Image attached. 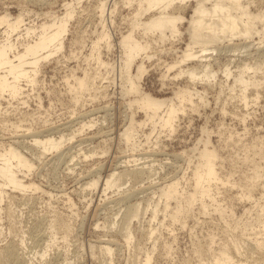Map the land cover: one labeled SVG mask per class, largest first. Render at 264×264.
Returning <instances> with one entry per match:
<instances>
[{
    "label": "rangeland",
    "instance_id": "374dc122",
    "mask_svg": "<svg viewBox=\"0 0 264 264\" xmlns=\"http://www.w3.org/2000/svg\"><path fill=\"white\" fill-rule=\"evenodd\" d=\"M71 1L0 0V14L5 11L11 12L12 16L18 15L21 11L25 13V26H22L18 33H24L29 25L38 26L46 20L52 21L55 15H64L68 2L72 6L74 4V8L76 7L75 15L69 24V31L65 35L64 49L42 63L38 82L34 86L24 82L25 91L18 99H3L0 105V141L5 142H2L4 145H0V149L9 146L15 139H24V135H27L24 141L30 143L32 139V143L33 137L30 134L37 130L41 134L44 129L46 133L43 132L42 136L43 134L47 136V132L48 135H52L53 132V135L58 138L61 135L65 136L63 147H60L63 154L59 152V148V151L55 149L44 156L39 153L41 147L37 145L27 150L13 143L33 162L29 172L25 169L27 183L34 182L40 186V189L35 192L31 190L32 192L27 193L28 196H24L26 198L20 191H15L17 198L4 201L3 209L0 210V231L2 230L0 248H5L9 244L16 248L18 244L20 253L23 250L26 251L22 253L27 264H67L69 261L74 264H141L146 250L152 249L153 241V238L144 234L147 230L143 229L155 225L159 241L153 252L152 264H204V262L212 264L210 246L218 249L223 241H230L232 237L240 238L241 227H237L233 222L232 225H228L215 211L214 206L205 210L199 203L184 210L178 220H171L170 216H164V201L159 197L160 189L157 188L175 177H180L181 186L190 190L191 178L200 162L199 151L204 147L207 131H210L209 147L217 149L219 172L225 177L229 176L231 183L235 186L229 190L231 187L229 183L228 189L219 190L223 206L220 201L219 204L227 210L228 215H234L233 218H240L243 215L242 218L247 219L250 215L245 209L252 207L253 199H242L239 195H244L245 191L253 188L250 182L255 165L258 166L264 180V88H260L259 98L246 106L239 99L240 83L233 80L239 70L238 66H242L247 61L264 62V43L259 39L260 36L264 37V34L254 33L255 36L247 40L249 43L253 39L254 41L246 48L242 46L236 51L218 50L215 51L216 53L210 51L214 53L215 60L212 62V67L217 74L215 78L205 76L199 79V85L195 89L196 86L187 73L176 76L183 68L198 67L196 60H182L180 55L184 53L182 50L187 48L190 42L187 31L188 18L196 6V0H185L183 5L187 4L188 8L185 19L180 22L182 34L178 36L182 38L177 37L176 41L175 37L171 39L173 43L168 40L164 42L165 44L154 39L152 48L154 46L153 51L156 55L145 57L146 72L140 80H136L140 83L139 92L124 95V91L129 88V81L123 73L119 41L121 33L126 32L130 26L128 18L132 16L136 1L125 3V0H115L119 3L115 12L111 14V17L115 18H113L114 23L109 22L110 15H106L109 20L107 24L110 23L107 26L109 30L111 29L112 35L111 48L110 50L104 48L101 54L107 65L100 66L103 75L95 78L98 87L91 88L92 94L91 91H87L88 93L86 92L87 94L85 93L83 97L85 99L76 101L72 98L66 80L73 81V72L80 75L85 68L93 75L95 74L98 66L95 63L97 62L95 55L88 54L91 50V37L95 38L103 27L97 7L99 0ZM244 1L254 13L264 9V0ZM206 2L207 6L212 5L211 1ZM256 21L255 27L264 31V17ZM3 36V27H1L0 41L4 39ZM32 36L36 35L27 36L26 39L32 40ZM241 40L234 41L239 43L245 41ZM257 42H261L260 45ZM191 45L195 46V49H200L196 43ZM18 46L23 49L21 43H18ZM190 57L197 58L195 55ZM138 59L141 61L143 58L139 56ZM227 62H231L233 70L228 78L229 82L226 81L223 72ZM168 66H172L170 72L166 71ZM136 72L137 67L134 66L133 74ZM259 75L264 82V65ZM262 84L264 86V83ZM232 85L235 86L233 90ZM184 87L194 92L196 110L191 103L186 102V110L180 112L174 130L162 128L159 125L153 129V124L147 120L145 111L138 108L136 113L138 122L133 125L134 130H137L134 132L135 140L126 141L122 138L120 133L129 124L131 109L135 108L134 105L127 104L129 98L146 92L154 97L165 99L166 104L160 109L163 113L167 104L177 102L175 94L181 95L180 90ZM101 114L105 115V118ZM242 116L247 117L246 120H242ZM91 119H94L96 123L81 128L80 132L83 122ZM145 120L147 124L140 126V121L145 122ZM17 125H19L18 128ZM47 128L50 130L47 131ZM88 135L95 136L93 138ZM85 151L94 154L85 158L82 154ZM135 158L138 160L135 161ZM136 162L140 163L139 166L145 165L146 173L143 171L142 176L135 178L132 174L125 175L118 185L110 187L105 192L101 190L104 185L102 187L99 185L96 189L87 187L88 180L94 177L102 180L106 178L107 173L109 175L113 171L118 172L127 168L126 165H129L128 168L134 167ZM149 166L152 171L149 170ZM97 171H101L100 174ZM153 181H156L155 184ZM128 193H131L128 198H122ZM262 193L264 191L261 186L253 189L255 198L260 197ZM158 198L159 215L154 220L151 204L156 203L155 199L158 201ZM135 202L142 203L140 205L142 209L139 216L130 221L135 237L128 243L125 236L127 224L123 211L126 212V207ZM212 235L215 237V242H212ZM108 239L114 242L111 245L115 250L113 255L106 256L101 252L100 245ZM167 239L173 243L170 254H166L161 249L160 243ZM45 251V256H42ZM5 264L12 263L7 261Z\"/></svg>",
    "mask_w": 264,
    "mask_h": 264
},
{
    "label": "bare ground",
    "instance_id": "6f19581e",
    "mask_svg": "<svg viewBox=\"0 0 264 264\" xmlns=\"http://www.w3.org/2000/svg\"><path fill=\"white\" fill-rule=\"evenodd\" d=\"M132 1H136V5L131 13L132 16L128 18L130 26L126 32L123 31L124 33H121V39L119 41V45L121 46L120 55L123 59V73L126 74L129 81V88L124 91V95H127L130 92H139L140 83L136 82V80H140V78L146 72L145 61L147 59L145 57H150V55H156L153 51L154 46L152 48L153 40L156 39L157 41H160L163 44H165L164 42L168 40L173 43L174 41L172 42L171 39L176 37L177 41V37L181 36L182 31L180 28V22L185 19L186 10L188 8L187 4L183 5L185 0H125V3H131ZM206 1H211L212 5L207 6ZM71 2H73V0ZM118 3L119 1L115 2V0L98 1L97 7L98 11L100 12V23L103 29L102 31L97 33L95 38L93 36L94 39L91 37V50L88 54L95 55V59L97 61L95 63L98 64L95 74L93 75L91 71H88V69L85 68L84 71H81L83 74L79 75L77 72H73V81L70 79L66 80V84L69 86L72 98L76 101H79L80 99H85L83 97L87 91H91V88L98 87L96 85L95 78L100 75H103L100 66L107 65V62L102 59L101 54L103 53L104 48H107V50H110L111 48L110 45L112 35L110 32L111 29L109 30L107 26L110 23L107 24V21L109 20L107 19L108 17L106 18V15H110L109 17L111 21L109 22L114 23L115 20L113 21L114 17H111V14L115 12ZM73 6L70 2H68L65 7L66 11L64 15H55V18L52 21L49 22L46 20L41 24L39 23L38 26L29 25L25 28L26 30L24 33H18L19 30H21V27L25 26V13L23 11H21L16 16H12L11 12L9 13L7 11L0 14V28L3 27L4 33V39L0 41V105L3 99H18L25 91L24 82H26V84L28 85L34 86L38 82L39 73H41L42 70V63L53 55H57L60 51L64 49L65 35L69 31L70 21L72 17H74L76 12V7L74 8ZM154 9L156 10L152 11ZM263 17L264 9H261L258 13H254L250 10V7L245 3L244 0H196V6L194 7L193 13H191L190 18H188L189 25L187 31L190 37V42H188L187 48L182 50V52L184 51V53L180 55H182V60H196L198 67L196 69L183 68L180 70L179 73L176 74V76H181V74H184V72L187 73V75L190 77V80L196 86L195 89H197V86L199 85V79H203L205 76L208 78H215V74H217V71H215L212 67V62L215 60V57L214 53L212 54L210 51H236L242 46H245L246 48L247 45H250V43L254 41V39L250 43L247 41L248 39L253 37L254 33L257 35L264 34L263 30L255 27L257 22L256 20L263 19ZM16 34L17 36H15ZM32 34L36 35L35 37L32 36V40L26 39L27 36H30ZM235 39H244L245 41L243 43H239L238 41L235 42ZM259 39L261 42L264 43V37L260 36ZM18 43H21L23 49H20ZM191 43L198 44L200 49H195V46H192ZM259 43L257 42V44ZM245 51L246 50H244V52ZM192 55H195V57L197 58H191L190 56ZM139 56L143 58L141 61H139L138 59ZM247 62L242 64V66H238L239 70L237 71V74L233 80L234 82L240 83L241 90L239 93V99L246 106H248L251 101H256L259 98L260 88H264L262 84L264 83L261 78L262 76L259 75L260 70L263 68L264 62L258 60H255L254 63ZM230 63L227 62L225 64V68L223 69L227 82H229L228 78H230L233 73L232 66L230 65ZM134 66L137 67L136 74H133ZM171 68L172 66H168L166 71L170 72ZM233 89H235L234 85H232V90ZM180 92H182L181 95L175 94V96H177V102L167 104V108L163 113L160 109L164 104H166L165 99L154 97L146 92H141L138 96L129 98L127 104L129 106L134 105L135 108L131 109V115H129L128 118L129 124L122 131V133H120L122 138H125L126 141L135 140L134 132H137V130H134L133 125L138 122L136 118L138 108L145 111L147 120H150L153 124V129H155V127L159 125L162 128L174 130L176 120L179 118L180 112H184L186 110V102L191 103L193 109H195L197 105V103H195L194 101V92L192 90H190L188 87H184L180 90ZM90 93L92 94V91ZM232 96L234 97L233 93ZM95 97L96 94L94 98ZM101 115L105 118V115ZM244 116H242V120H246L245 118L247 117ZM147 120H145V122L140 121L139 125L141 126L144 123L147 124ZM94 123H96L94 119H91L87 122L85 121L80 126V130L78 128L77 129L81 132L85 126H92ZM18 127L19 125H17V128ZM52 129H54V127ZM48 130L50 129L47 128V131ZM38 131L39 130L31 132L32 134H30V136L33 137L32 143V139L30 140V143H28L29 141H26L27 143L24 141L25 136H27L24 135L26 134L24 133V139H17L18 141L15 139V141L13 140L14 142L11 141L12 143H10L9 146H3L4 148L0 149V210L3 209L2 204L4 203V201L6 202V200L8 199L17 198V195L14 193L15 191H20L24 197L28 196L27 193L31 190H34L35 192L40 189V186L34 182L30 181L27 183L28 179L25 178L27 176L25 169H27V172H29L33 167V162L25 153H23L20 148H18L13 143L17 144L23 149L27 148V150H29V148H31L32 146L37 145L39 148L41 147L39 153L44 156H46V154L52 150H58L60 147H63L62 145L65 142L64 135H61L58 138L55 137L53 135V132L51 131L52 135H48L47 132V136H44V134L42 136L44 129L41 134L38 133ZM151 134H153V130H151ZM151 134H149V136H151ZM90 136L88 135V137ZM93 136L95 135H92L91 137ZM210 139L211 132L207 131L206 142L204 144V147L199 151L200 162L196 166L193 177L191 178L192 187L190 188V190H187L181 186L180 177H175L165 184L162 182L164 185H159V187L157 188L160 189V194H158L160 195L159 197L164 201V216H170L171 220L176 221L179 219L180 214L184 210L192 208L195 203H199L205 210L208 209L210 206H214L215 211H217L221 215V218H223L228 225H232L233 222L237 227H241L242 234L240 238L232 237L230 241H223L219 244L218 249H216V247L214 246H210L209 253L212 256V264H264V193H262V195L258 198L253 197V189L255 187L258 188L261 186L262 190L264 191V180L262 179V174L260 173L258 166L255 165V171L252 173L250 182L253 188L245 191L244 195H239V197L242 199H253L254 201V204L251 205L252 207H247V209H245L246 213L250 214L249 216H247V219H243V215L240 218H233L234 215H228L227 210L220 206V204L223 206V203H221L222 196H220L221 192L219 190L222 188L228 189V185L229 183H231L232 180L229 176L225 177L219 172V167L217 165V159L219 156L216 148L209 147ZM67 140H69V138H67ZM2 142L5 143L4 141H0V145H4ZM134 145L135 144H133V146ZM59 150L58 151L62 153L61 148ZM82 154H84V157L87 158L88 156L93 155L94 153H87V151H85ZM116 159H118V157H116ZM134 160L137 161L138 159L135 158ZM145 160L147 161V159ZM143 162L145 163V161ZM169 163L171 162L169 161ZM138 164L140 163L136 162L135 166L130 168H128L129 165L125 164L126 166H128L127 168H121L122 170L118 171L120 169L119 168L117 169L118 172L113 171L109 175L107 173L106 178L103 177L104 179L102 180H100L101 178L94 177L91 180H88V182H86L87 187H92L96 189L97 187L99 188V185L100 187L104 185L101 190L105 192L110 187L118 185L119 181H121L120 179L123 178L125 175L132 174V176H135V178L137 176H142L143 171L146 173V168L145 165L139 166ZM146 167L148 168V166ZM155 168L156 167H154V169ZM150 169L151 167L149 168V170ZM97 172H99L100 174L101 171ZM233 185L234 184L231 183V187H229V190L235 187ZM131 193L126 194L122 198H128ZM155 201L156 203L151 204L153 205L152 209L150 208L152 210L153 219L159 215V198L158 201L156 199ZM141 204L142 203L140 202H135L133 204H130V206L126 207V212L123 211L127 224L125 236L126 241L128 243H130L135 237L134 231L132 227H130V221L134 217L139 216L142 209L140 207ZM245 210L243 211V213L245 212ZM233 212L234 210L232 208V213ZM244 217L246 218L245 215ZM113 222L115 223V221ZM154 226L148 228L146 227L143 229V226L141 225L143 230H147L146 232H144V234L146 233L149 238H153L152 249L146 250L145 258L141 260V264H152L153 262V252L157 248L159 241V237L157 235V228ZM1 231L0 233L2 234ZM23 234H25V232H23ZM53 236H55V234H53ZM214 238V235H212V242H215ZM63 239L65 240V238ZM98 239L100 238L98 237ZM111 241L108 239L106 241H103L101 245L99 244L101 252H103L106 256L113 255L114 253V246L112 247L111 245V243L114 242ZM160 244L161 249L164 250L166 254H170L173 248L172 241L170 242V240L167 239L162 241V243ZM17 245L16 248L12 244L7 245L5 248H0V264H5L7 261H10L12 264L28 263L25 262L27 260H25V256L23 254L26 252L23 250L25 248H20L23 250H21L23 253H20V250H18ZM47 245L49 246V243ZM91 245L93 246L94 244ZM45 254L46 251L42 253V256H45ZM26 255H28V253ZM67 264H74V262L69 261L67 262ZM204 264L210 263L204 262Z\"/></svg>",
    "mask_w": 264,
    "mask_h": 264
}]
</instances>
